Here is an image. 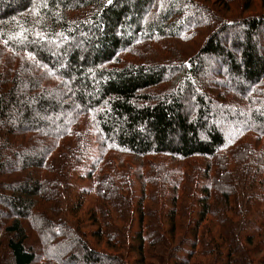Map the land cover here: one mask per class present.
<instances>
[{
	"label": "trees",
	"instance_id": "16d2710c",
	"mask_svg": "<svg viewBox=\"0 0 264 264\" xmlns=\"http://www.w3.org/2000/svg\"><path fill=\"white\" fill-rule=\"evenodd\" d=\"M260 137L264 0H0L2 264H254ZM116 153L146 162L141 181Z\"/></svg>",
	"mask_w": 264,
	"mask_h": 264
},
{
	"label": "rangeland",
	"instance_id": "374dc122",
	"mask_svg": "<svg viewBox=\"0 0 264 264\" xmlns=\"http://www.w3.org/2000/svg\"><path fill=\"white\" fill-rule=\"evenodd\" d=\"M250 14H252V13H247L246 15H250ZM235 15H236V11L231 16H227V17H233ZM260 50L261 51L263 50L262 44H260ZM247 103H248V101H247ZM222 124L224 125V123H222ZM92 132L96 133V130H95L94 126L92 127ZM260 139L261 140L258 143L259 146L257 148L259 151L257 150V153H256L259 156L261 154H264L263 152H260L261 150H264V137H260ZM116 159H117L116 164L121 169L125 170L126 172H132L133 173V175H132L133 179H136L137 181H141V179H140L141 176H140V173H138L137 168L140 167L142 163H146L144 160H142V158H139V157H136V156H134L132 154H127V153L126 154L116 153ZM155 159L162 160V161H168V162H170V160H171V158L166 156V155L157 156V158H155ZM172 162H174V164L179 165L181 167L185 166V168H187V169H189L191 167V165L194 164V163H197L199 165H203V164L206 163V162H204L203 160H200V159H193V160H188V161H184V162L183 161H179L177 159L176 160L173 159ZM77 170L78 169H75L74 171L76 172ZM131 170H135V171L133 172ZM151 176L155 177L156 175H151ZM72 178L74 179L75 175H72ZM72 178H71V180H72ZM90 204L91 203H88L87 205H85V207L81 211V215H79L84 220L83 223L86 224V225L83 226V228H81L82 229L81 230V234L82 235H84L85 232L86 233H90L91 231L95 230V228H96V227H90L89 216L87 217L85 215L87 213L88 209H89ZM193 205H195V203H193ZM220 205H223V204L220 203ZM223 206H225V205H223ZM157 217H161V219L164 220V217L161 216V215H158ZM191 217H193V214H191V213H187V215H185L184 217L183 216H179L178 231H177V234L175 236V238H177V241H176V243L174 242L175 244H177L179 241H181V239L184 237V235H187V233L185 232L184 226L188 224L187 221L191 222ZM228 217H229V219H231V217H232L233 225H236V224L238 225L241 222V217H238V216L235 217L234 214L231 213V212H228ZM210 219H208V221H206L205 224H204L206 228L208 227V229L211 230L209 232V235L213 236L215 243L224 244L225 241H224L223 238H227V236L224 233L225 230H223L220 225H219V227L216 225L215 228H213V227L209 228ZM84 227H86L85 228L86 230L84 229ZM165 230H169V229L167 227H165ZM31 231H33V230H31ZM218 231H220L221 237H220V235L218 237V233H219ZM37 234H36V237L38 236ZM77 234L75 233L74 235L77 236ZM214 235H216V236H214ZM223 235L226 236V237H223ZM79 237H80V235H79ZM87 238L91 239L95 244H97V248H99L100 250L109 251L108 246L104 242H102V243L98 242L97 239H94L90 235H87ZM31 239L34 240V241H31L30 245L33 244V246H34V242H36V240H35L34 237L31 238ZM192 242H193L192 240H189V242L187 244L190 245ZM263 246H264V236H263V238L256 239L255 244L253 243V245L251 247L248 246L247 248H245L244 254L248 255L249 259H251L253 261H256L254 264H264V248H262ZM167 247H165V246L164 247H160V252L163 253L164 256H166V257L169 256V253H170V249L169 248H171V247H168V248ZM223 247H226V243L223 245ZM34 249L36 250V248H34ZM122 251L124 252V254H127V247L124 246V249ZM111 253L115 254V251H113ZM3 260L0 261V264H2ZM153 260H150V261L153 263ZM222 260H223L222 253H218V254L216 253V254H213L212 256H205V257L198 256L197 258H195V260L192 261L191 264H222ZM240 261H241V257L238 256V263L239 264L241 263ZM248 261L249 260H247V262ZM130 263L139 264L137 262V260H136V255L134 253H131V255H130ZM244 263H245V261H244ZM37 264H39V262ZM167 264H171V261L169 263H167Z\"/></svg>",
	"mask_w": 264,
	"mask_h": 264
}]
</instances>
